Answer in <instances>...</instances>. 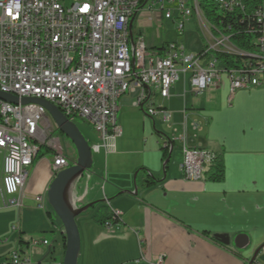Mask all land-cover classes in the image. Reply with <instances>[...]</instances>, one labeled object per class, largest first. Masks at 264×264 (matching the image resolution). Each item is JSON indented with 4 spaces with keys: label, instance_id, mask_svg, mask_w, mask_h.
I'll return each instance as SVG.
<instances>
[{
    "label": "crops",
    "instance_id": "1",
    "mask_svg": "<svg viewBox=\"0 0 264 264\" xmlns=\"http://www.w3.org/2000/svg\"><path fill=\"white\" fill-rule=\"evenodd\" d=\"M160 14L158 6L152 10L143 7L136 17L139 20L151 17L152 21L155 17L157 22ZM136 17L131 34L143 38L140 29L133 30ZM143 40L145 43L146 39ZM151 45L154 44L150 42ZM177 82L171 86L168 98L155 95L152 104L170 113L171 126L167 128L174 137L181 133L180 123L183 115L186 116V145L219 156L223 178L208 179L209 164L204 165L201 179L183 178L179 170L181 141L174 140L179 143V149L173 158L174 142L170 151L166 149L170 154L166 162L168 156L164 159L161 149L165 138L160 145L152 137H148L150 142L146 138L142 140L151 136V125L163 123L161 116L146 115L133 105L137 91L129 93L121 105L118 125L121 134L114 141V152L105 154L100 149L97 154L104 159V165H95L92 160L95 167L89 175L91 186L83 189L78 179L70 191L76 208L90 204L76 217L80 236L77 264H155L160 256L162 264H264V87L230 93L228 79L223 76L221 83L194 95L182 78L183 92L179 96L174 91ZM135 121H141V131ZM191 121H197L200 130H193ZM52 141L51 148L44 146L45 150L53 156L64 155L59 143L55 146ZM0 153L2 176L4 153L1 150ZM50 167L46 169L52 170ZM49 174L38 190L29 191L30 201H35V197L44 201L54 177ZM28 187L25 181L22 202L24 189ZM21 207H5L11 213L14 233L10 247L0 252L4 255L0 264H7V257L14 250L29 257L31 264H63L64 231L62 225L53 221V212L50 208L46 216L38 212L36 226H29L32 211H21ZM45 208L43 204L42 209ZM112 210L119 214L117 222L106 226L96 221V215L110 216ZM14 212L18 213L19 221L13 218ZM54 230L58 236L37 237L46 240V245H32L30 240L35 236L25 239L28 233ZM216 235L227 237L228 244H222Z\"/></svg>",
    "mask_w": 264,
    "mask_h": 264
},
{
    "label": "built area",
    "instance_id": "2",
    "mask_svg": "<svg viewBox=\"0 0 264 264\" xmlns=\"http://www.w3.org/2000/svg\"><path fill=\"white\" fill-rule=\"evenodd\" d=\"M0 0V92L20 98H39L55 105L67 119L79 116L99 135L101 144L91 146L114 152L121 131L116 125L117 101L137 91L133 105L150 117L160 115L171 126L170 113L152 104L157 95L168 98L180 78L194 95L221 83L226 76L230 93L237 89L264 87V3L255 11L259 25L252 41V53L239 51L229 38L200 21L196 0ZM166 1L177 2L182 16L197 15L206 34L201 55L186 53L182 46L168 42L158 52L146 48L140 35H129L128 23L143 7L161 8L159 20L171 18L164 11ZM220 9L241 8L240 0H213ZM192 4V7L189 4ZM202 15V14H201ZM204 19V18H203ZM152 21L151 17L146 19ZM157 20V22L159 21ZM183 22L177 30L182 32ZM246 57L240 68L224 69L213 53ZM252 59V60H251ZM46 110L35 103L9 104L0 100V150L4 153L0 178L2 206L21 207V192L33 166L38 147L45 143L46 130L40 124ZM200 130L197 121L189 123ZM181 133L165 138L162 147L171 150L174 140L182 143L179 170L187 180H199L205 164L214 155L186 145L187 118L183 115ZM176 132V129L173 128ZM52 146V145H51ZM69 166L57 153L51 162L55 173ZM19 195L18 198L14 197ZM39 208L41 197H35ZM76 208V206H74ZM118 218V212L112 210ZM106 226H111L109 222ZM32 245L46 240L31 238ZM142 244V241H139ZM264 249V246H263ZM7 264H31L29 257L12 251ZM155 264H162V257Z\"/></svg>",
    "mask_w": 264,
    "mask_h": 264
},
{
    "label": "rangeland",
    "instance_id": "3",
    "mask_svg": "<svg viewBox=\"0 0 264 264\" xmlns=\"http://www.w3.org/2000/svg\"><path fill=\"white\" fill-rule=\"evenodd\" d=\"M72 1L73 0H61L62 4L65 6L69 5ZM78 1H81V0H78ZM164 8H165L164 11L170 10V13H171L170 19H166L162 17L158 22H156L155 17H153V21L151 22V24L150 22L148 24L146 23L147 20L145 19L139 20V18L136 17V20L133 23V30L135 31L137 29H140L143 38L146 39L145 44H146L147 49L153 52H158L159 47L162 46L160 44L162 43L165 44L168 42H175L179 46H182L186 53L196 54L203 47L206 46L207 44L206 38H205L206 31L204 27L201 25L200 21L202 22V24L206 26V28L209 25L203 19V16L201 15V13H199L200 21L197 15H195L194 13H192L190 16H182L179 13L178 4L176 1L175 2L166 1L164 3ZM180 22H183L182 32H179L177 30ZM150 42L153 43L154 45L149 46ZM174 91L177 95L181 96L183 92L182 78H180V81L177 82ZM128 94L129 93L121 95L117 101V106H119L120 108L116 112V125L117 126L120 123V116L122 114L121 105L127 99ZM179 99L182 100V97H179ZM139 113L141 115H144L140 111ZM70 121L78 128V130L80 131V133L82 134V136L84 137V139L87 141V143L90 146L94 144H101L99 135L92 129L91 125L87 123L83 118L79 116H74L70 118ZM135 124H136V127L141 131V121H135ZM40 126L41 128L46 130V139H45V143L42 144L43 147H41L42 156L37 159L32 169H30L28 177L26 179L27 185L29 187L24 189L25 198L23 199L22 207H21V211L23 210H25L24 212H27L29 210L32 211V212L29 211L31 213L30 214L31 221L30 220L28 221L29 226H36L35 221L37 219L36 215L38 214V212L43 213L44 216H46L45 212L49 208L51 212H53L52 208L49 206L47 202L46 195L44 196V201H43V204L46 207L45 209L38 208L37 202L33 200L30 201V197H29V191L32 189L38 190L39 186L43 183V181H46V178H48L49 173L52 176L54 175L53 170L48 171V169H46V167L51 166V161L53 160L54 156L52 153L47 152L44 146H48L51 148V145L53 142L52 139H53L55 146L59 143V146L61 147L62 152L64 153V156L69 161V165L74 163L77 159V151H76L74 144L65 135L61 134L58 129H56L50 116L47 113L44 115V118L42 119ZM167 126L168 125L165 122L163 123L161 122L158 125H154V127L151 125L150 127L151 136H145L142 138V140H145L146 138V140L150 142L151 138L148 139V137H152L155 139L154 141H158L160 145L161 139L163 140L164 138H169L170 135L174 136V134L167 128ZM155 137H157V139ZM191 137L192 136H190V139ZM188 142H189V139H188ZM173 148L174 149L172 153V158L174 157L175 153L179 149V143L177 141L174 142ZM1 157H2V154L0 153V177H1ZM92 160L95 165H101V166L104 165V159H102L101 156L97 153L92 152ZM94 167L95 166L92 164V166L88 170H85L83 175L80 177V182L83 185V189L85 187L89 188L91 186L92 183H90L89 175L93 172ZM103 177L101 180V184L103 183L102 181H104ZM32 196H35V195L32 193ZM0 209L4 210L0 212V245H1L0 252L2 251L3 253L4 250L10 247L11 241L13 239L12 233L14 232L12 231L11 229L12 225L10 224L11 222L10 219L12 218L11 213L6 210L7 208L2 206L1 200H0ZM89 211H91V209ZM24 212H23V215H21L22 220L24 219ZM13 218L19 221L18 220L19 215L17 212H14ZM52 219L55 222V224L61 226L60 220L56 217V215H54V213L52 214ZM16 226L17 225L15 224V227ZM25 234L27 233L26 232L23 233V235ZM28 234L25 236V239L26 237L28 238L29 236H35L34 238H37V237L39 238L48 237L49 238L53 235L58 236V232L56 230H54V232H44V233L36 232V233H31L32 235H28ZM2 256L4 257V255H0V258H2Z\"/></svg>",
    "mask_w": 264,
    "mask_h": 264
},
{
    "label": "water",
    "instance_id": "4",
    "mask_svg": "<svg viewBox=\"0 0 264 264\" xmlns=\"http://www.w3.org/2000/svg\"><path fill=\"white\" fill-rule=\"evenodd\" d=\"M132 22L133 19H130L128 23L130 37ZM0 100L14 105L35 103L43 106L56 129L65 135L76 148V161L54 174V177L48 186L46 197L49 206L52 208L53 213L60 220L63 227L65 237L63 264H77V258L80 250V236L76 224V217L89 208L90 204L80 208H75L71 202L70 191L72 185L80 179L84 171L88 170L92 165L91 147L84 139L78 128L51 102L39 98L24 97L19 99L14 95L3 92H0ZM169 156L166 162L169 160ZM215 237L222 244H228L227 237L222 235H216ZM254 257L255 255L252 260H254Z\"/></svg>",
    "mask_w": 264,
    "mask_h": 264
},
{
    "label": "trees",
    "instance_id": "5",
    "mask_svg": "<svg viewBox=\"0 0 264 264\" xmlns=\"http://www.w3.org/2000/svg\"><path fill=\"white\" fill-rule=\"evenodd\" d=\"M240 1L242 9L236 8L233 11H228L226 9L218 8L213 0H196L197 6L204 20L212 28L226 35L229 38L231 44L234 45L239 51L252 53L254 51L252 41L256 35L257 29L259 28L254 15L255 11L263 5L264 0ZM142 3L143 0L141 1L140 6ZM189 6L192 7V4L190 3ZM161 48L162 47H159V49ZM204 50L205 47H203L198 52V55H201ZM213 55L218 60L219 65L226 70L242 67L244 60L246 59V57L241 55L223 52H215ZM41 147L42 146L38 147V151L33 163L41 156ZM161 149L163 151V158H167V150L165 148ZM206 172L208 174V179L210 180L220 181L223 178V164L219 156L214 155ZM106 216L107 214L96 215L95 219L97 222L102 224H105L106 222L112 224L118 221V218H115L112 213L110 216Z\"/></svg>",
    "mask_w": 264,
    "mask_h": 264
},
{
    "label": "bare ground",
    "instance_id": "6",
    "mask_svg": "<svg viewBox=\"0 0 264 264\" xmlns=\"http://www.w3.org/2000/svg\"><path fill=\"white\" fill-rule=\"evenodd\" d=\"M72 197V196H71Z\"/></svg>",
    "mask_w": 264,
    "mask_h": 264
}]
</instances>
